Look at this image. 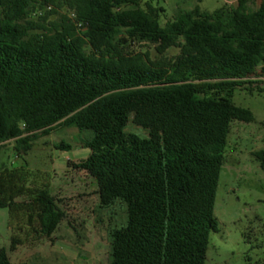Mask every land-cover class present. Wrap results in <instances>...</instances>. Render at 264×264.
I'll return each mask as SVG.
<instances>
[{
  "label": "trees",
  "instance_id": "16d2710c",
  "mask_svg": "<svg viewBox=\"0 0 264 264\" xmlns=\"http://www.w3.org/2000/svg\"><path fill=\"white\" fill-rule=\"evenodd\" d=\"M250 2L197 5L162 26L164 9L142 0H0V144L27 154L59 127L91 132L74 166L101 208L126 206L109 264H207L232 123L255 120L235 90L264 80V0ZM253 156L264 171V148ZM0 208L12 250L66 219L50 174L25 165L0 163ZM0 264H13L4 248Z\"/></svg>",
  "mask_w": 264,
  "mask_h": 264
},
{
  "label": "rangeland",
  "instance_id": "374dc122",
  "mask_svg": "<svg viewBox=\"0 0 264 264\" xmlns=\"http://www.w3.org/2000/svg\"><path fill=\"white\" fill-rule=\"evenodd\" d=\"M230 1L142 0V5L151 3L163 8L160 23L165 26L180 10H191L199 5L204 11H214L231 5ZM250 1L252 9L260 2ZM34 18L37 20V16ZM133 49L137 52L154 50L143 44H136ZM170 53L177 54L178 49ZM262 81L235 90L234 102L250 109L255 120L232 123L215 206L219 229L211 234L207 264H264V171L253 156V152L264 148ZM127 130L146 135L132 123ZM91 135L75 127H59L50 135L35 140L27 154H16L13 140L0 144L2 165H25L50 174L52 193L66 213V219L51 238L12 250L9 210L0 208V248L6 249L13 264H109L110 232L125 224L126 206L118 202L110 209L101 208L96 180L87 171L74 166L89 156L91 151L83 141ZM62 142L72 148L58 149Z\"/></svg>",
  "mask_w": 264,
  "mask_h": 264
},
{
  "label": "crops",
  "instance_id": "0c3cea01",
  "mask_svg": "<svg viewBox=\"0 0 264 264\" xmlns=\"http://www.w3.org/2000/svg\"><path fill=\"white\" fill-rule=\"evenodd\" d=\"M262 1L263 0H260V2L258 3V7H259V5L261 4ZM236 2H237V0H232V1L229 2V4L234 5Z\"/></svg>",
  "mask_w": 264,
  "mask_h": 264
}]
</instances>
